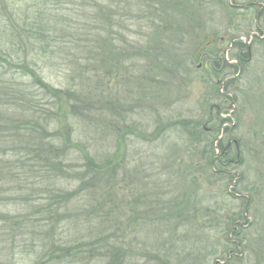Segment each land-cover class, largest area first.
<instances>
[{"label":"rangeland","instance_id":"1","mask_svg":"<svg viewBox=\"0 0 264 264\" xmlns=\"http://www.w3.org/2000/svg\"><path fill=\"white\" fill-rule=\"evenodd\" d=\"M83 5L112 32L95 83L72 45ZM153 8L178 26L152 35ZM7 35L26 45L3 98L44 118L45 147L0 135V264H264V0H0Z\"/></svg>","mask_w":264,"mask_h":264},{"label":"trees","instance_id":"2","mask_svg":"<svg viewBox=\"0 0 264 264\" xmlns=\"http://www.w3.org/2000/svg\"><path fill=\"white\" fill-rule=\"evenodd\" d=\"M82 3L85 4L86 0H81ZM89 3H91V1H89ZM83 7L80 8V16L82 18H85L84 16H86L85 20H81L78 26H75V34H77V39L75 40V43L72 44L74 46V49L77 52V66L80 70H82V72H78L79 74L81 73L83 76H86L85 81L88 82V80L92 83H95L96 79H97V75L94 73H98L100 70H103L107 75L108 73L106 71L110 70L108 67H111V69L113 68V66L106 62V67H104V64L99 63L98 61H94V37L97 35L96 38H99V36H104V35H110L111 29L108 27H102V25L98 24L97 19L100 18L102 15H104V11H99L97 13L98 8H93V6H85L83 5ZM89 8H91V10L89 11ZM152 15L147 16V22H148V27L150 28L149 30L152 32V35L157 32V30H164L166 29V26L170 25L171 27H175L178 26L177 24H175L174 19H172L171 21L167 20V15L169 14L168 10L166 8L163 9H159L156 13L154 12V8L152 10ZM154 16H159V21L156 20V18ZM105 17V16H104ZM103 17V18H104ZM144 20V19H143ZM174 21V22H173ZM120 27L119 31H116V33H114L115 35H117L118 33H123V30L121 29L122 24L120 26L119 23H117ZM101 26V27H99ZM169 33V31H168ZM9 38L11 37L10 40H8V44L9 47L6 43V41L4 40V38L2 36H0V75H5L4 73H2L1 71H3L4 68H7L8 66L11 65H17L19 66L24 60L21 58V53L22 50L24 48V46L26 45L25 43L21 44L20 46L16 47V50L14 49L15 47V40H17L16 38L13 37V35H7ZM105 39L107 38V36L104 37ZM42 41V40H41ZM118 41H125L124 39H119ZM47 43V41H42V44H38L35 42L30 41L32 50H34L37 46L43 45L42 49H48L47 47H49L48 45L45 46L44 44ZM242 50V46L239 47V44L237 43V49ZM96 49V48H95ZM171 50V48L164 50L166 53H168ZM142 51V50H141ZM140 51V52H141ZM21 52V53H19ZM26 53V51L24 52ZM171 56H170V60L172 58V60H176L177 56L176 53H174L173 51H170ZM140 55L142 56V53H140ZM26 57V55H25ZM27 58V57H26ZM239 58V57H238ZM240 60V59H239ZM13 62V63H12ZM96 64H98V69L96 67ZM183 66V62L177 60V64H172V69L174 71H180L182 69ZM108 68V70H107ZM171 72V71H170ZM91 73V74H90ZM105 74V75H106ZM95 78V79H94ZM82 92L84 91V88L82 87ZM11 91H9L7 86H4V88H2V90L0 89V135L2 134H8V132L13 131V133L15 134V138H19V139H24L25 140V149L26 151H30V152H35L37 154H40L42 152V145L44 146V144L42 145H37L36 147H33V141L34 138H39V135L41 133L45 132L44 129V118L42 119V125H34V122L32 120L33 117H27L25 114L23 113H18L17 116L14 117V111L12 110V108L8 107L9 105H7V102L12 101H5L8 100L6 98L3 97H9V99L11 98ZM73 96L76 97V99H78V101L80 102H86L89 100L91 94L87 93V95H85L84 97L82 96L81 93L77 94L75 92H70ZM71 95V96H72ZM65 97V96H64ZM69 98V95L67 96ZM91 101V100H90ZM23 114V115H22ZM32 116H35L34 114ZM35 118V117H34ZM41 119V118H40ZM40 119H36L35 120H40ZM181 123L186 124L187 122L184 121H179ZM179 122L176 123V126H178V124H180ZM222 122H226V120H223ZM221 123V122H220ZM181 125V124H180ZM175 128L174 125H171ZM28 132V133H23V132ZM25 134V135H24ZM27 135V137H26ZM224 138V137H223ZM222 138V139H223ZM219 141V147L221 149V155L215 160L216 165H221L222 162H229L228 160H226L224 157L227 156V151H229V147L228 145L224 144L223 140ZM39 146V147H38ZM46 146H48V144H46ZM45 147V146H44ZM61 149V148H60ZM58 150L55 148H52V146H49L47 148V150H44L46 152V157L44 158L47 161H50L53 159V155H56V157H60L61 155L64 156L65 153H67V148H64L62 150ZM243 159L241 158V156L238 157L237 159V166H243ZM3 166H7V164H3ZM247 200V199H246ZM249 203V202H248ZM251 203V202H250ZM251 205V204H250ZM250 205L247 206V208L245 209V211H249ZM244 210V209H243ZM264 226V224L262 225ZM259 242L260 244L257 246V249L255 248H251V251H255V255L256 252H258L263 258H264V238L263 236H260ZM68 248L65 247L66 250Z\"/></svg>","mask_w":264,"mask_h":264}]
</instances>
